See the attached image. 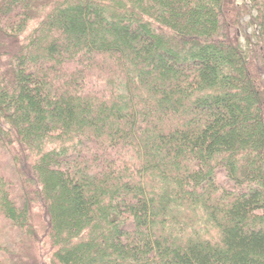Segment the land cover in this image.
<instances>
[{"label":"trees","instance_id":"1","mask_svg":"<svg viewBox=\"0 0 264 264\" xmlns=\"http://www.w3.org/2000/svg\"><path fill=\"white\" fill-rule=\"evenodd\" d=\"M238 2L0 0V241L264 264V0Z\"/></svg>","mask_w":264,"mask_h":264},{"label":"rangeland","instance_id":"2","mask_svg":"<svg viewBox=\"0 0 264 264\" xmlns=\"http://www.w3.org/2000/svg\"><path fill=\"white\" fill-rule=\"evenodd\" d=\"M240 1L241 0H239L238 3H241ZM248 32H252L251 27L248 29ZM243 45H245L244 41ZM0 158L4 161L3 163L5 169L10 171L12 168L10 157L2 147H0ZM20 238L21 237H19V234L15 230L5 227L3 231V237L1 236L0 247H3V251H9L8 253L1 251L0 254H2L3 256H9L10 259H8V262L10 264H34V262H32V259L30 258L31 254L29 255V253L24 249H17L16 243H18Z\"/></svg>","mask_w":264,"mask_h":264}]
</instances>
